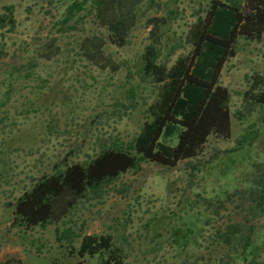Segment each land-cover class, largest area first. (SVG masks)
I'll return each mask as SVG.
<instances>
[{
	"label": "rangeland",
	"instance_id": "374dc122",
	"mask_svg": "<svg viewBox=\"0 0 264 264\" xmlns=\"http://www.w3.org/2000/svg\"><path fill=\"white\" fill-rule=\"evenodd\" d=\"M166 1L161 0V4ZM71 2L0 0V13L12 5L15 18L14 27L0 29V102L7 99V87L2 84L6 70L15 71L16 77L21 75L0 111V244L3 248L12 245L6 242H32L35 248L39 245L43 256L30 254L24 264H73L81 260L80 256L68 255L59 248L56 224L48 225L42 232L39 228L29 230L26 235L7 231L6 228L17 224L16 199L31 187L32 176L52 172L58 162L64 166V157L71 150L76 151L69 157L70 162L89 161L100 150V136L118 135L132 140L149 118L147 106L155 100L159 89L157 84L143 81L138 71L149 43L150 27L145 26V19L133 30L129 45H108L100 60L107 66L101 67L95 64L98 58L85 52L90 44L84 45L83 40L87 36L95 41L106 38L107 31L86 11L61 27ZM209 3L210 0H178L175 4L177 17L172 21L169 45L165 48L176 44L180 47L169 65L190 52L191 44L184 40ZM164 5L162 9H150L149 13L165 14ZM239 48L221 75L222 84L232 93V112L241 106L237 92L247 87L245 74L264 72V40L241 38ZM138 82L143 84L139 97L130 103L125 96L127 89ZM125 97L128 108L116 111V102H125ZM257 115L258 111L254 112L252 119ZM232 123L230 137L211 135L197 158L182 160L176 166L143 161L140 170L121 175L105 187L102 197L80 201L65 218L75 220L78 232L113 234L116 244L123 249L124 264H194L204 249L189 247L182 251L177 247L170 236L171 222L182 225L194 218L197 212L205 210L199 194L207 198L233 191L253 175V162L264 159L259 141L248 151H226L236 145L246 127L235 116ZM209 161L212 163L202 171L192 168L195 163ZM236 204L228 203L224 217L232 211L236 220L240 219ZM154 235L156 239L151 240ZM258 262L264 264V251ZM84 264H101L100 257L86 256Z\"/></svg>",
	"mask_w": 264,
	"mask_h": 264
},
{
	"label": "trees",
	"instance_id": "16d2710c",
	"mask_svg": "<svg viewBox=\"0 0 264 264\" xmlns=\"http://www.w3.org/2000/svg\"><path fill=\"white\" fill-rule=\"evenodd\" d=\"M177 2L72 0L60 22L63 27L81 12L90 14L100 28L107 31V37L95 38V41L87 36L84 45L88 42L90 45L85 52L91 58H98L95 64L106 67L100 60L108 45H129L133 30L145 19V26L150 27L149 43L144 48L138 71L143 81L159 87L155 100L147 106L149 118L143 121L132 140L126 141L118 135L100 136L99 152L86 162H70L69 157L76 151L71 150L64 157V166L58 162L52 172L45 171L37 178L32 176L31 187L24 189L16 199L14 223L27 228L56 224L59 248L68 255L81 257L73 264H84L86 256L96 255L101 264H124L123 249L116 244L113 234L78 232L74 227L75 220L65 217L72 214L80 201L91 196L102 197L105 187L121 175L140 170L143 161L176 166L182 160L197 158L211 135L230 137L233 116L246 127L236 145L226 151H248L259 141L264 153V72L255 70L245 74L247 87L237 92L242 102L234 112L231 110L232 93L221 82L225 64L240 50L241 38L264 40V0H210L204 14H200L190 26L184 40L191 44L190 52L180 55L169 65V60L180 47L176 44L165 48L169 45L167 39L172 31V21L177 17ZM163 5L165 14L149 13L150 9H162ZM8 25L15 26L12 5L6 6L5 13H0V29ZM15 74L12 70H6L4 74L2 84L7 87L4 93L7 99L15 81L21 77ZM128 77L131 78V73ZM142 86L138 82L127 89L128 102L139 97ZM126 97L125 102H116V111L128 108ZM7 99L0 102V111L3 105H7ZM256 111L258 115L252 119ZM212 161L195 163L192 168L202 171ZM253 167V175L233 191L207 198L199 194L205 210L197 212L194 218L182 225L171 222L170 236L177 247L182 251L189 247L204 249L196 256L194 264L259 263L258 257L264 251V159L253 162ZM230 202H237L239 220L232 211L224 217V210ZM156 237L152 236L151 240ZM204 243L207 246L204 247ZM53 263L60 264L59 261Z\"/></svg>",
	"mask_w": 264,
	"mask_h": 264
},
{
	"label": "crops",
	"instance_id": "0c3cea01",
	"mask_svg": "<svg viewBox=\"0 0 264 264\" xmlns=\"http://www.w3.org/2000/svg\"><path fill=\"white\" fill-rule=\"evenodd\" d=\"M48 226V225H47ZM46 226V227H47ZM44 229L45 227L41 226L40 224L35 225V226H31L29 228H27V226L25 225H13L10 226V228H6L8 232H18V233H23V234H27V232H29V230H38ZM6 243H10L12 245H9L7 248H3V244H0V264H24V262H27L29 259V255L32 254L33 256H43V253L40 250V246H36L33 247V245H35L32 242H6Z\"/></svg>",
	"mask_w": 264,
	"mask_h": 264
}]
</instances>
